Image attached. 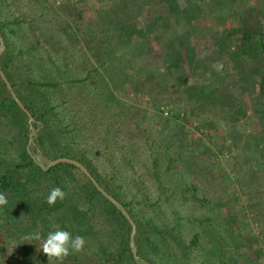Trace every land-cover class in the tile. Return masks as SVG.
<instances>
[{
  "label": "rangeland",
  "instance_id": "obj_1",
  "mask_svg": "<svg viewBox=\"0 0 264 264\" xmlns=\"http://www.w3.org/2000/svg\"><path fill=\"white\" fill-rule=\"evenodd\" d=\"M214 2L176 0L180 13L190 10L189 17L183 13L181 21L165 31L156 25L157 36L146 47H135L133 42L131 47L109 48L102 37L109 24L103 23V17L105 9L111 7L110 0H22L18 10L36 18L31 23L34 31L24 27L32 38H39L35 56L49 51L60 71L38 68L27 54L20 58L31 62L27 73H52L60 82L50 93L56 107L54 137L60 144L83 153L88 165L121 200L158 202L160 208L150 214L167 221L177 217L180 224L176 231L180 230L186 239L197 231V223H189L188 217L231 212L233 231L247 234L250 239L240 259L247 257L251 264H264V183L260 191H254V198L247 199L244 194L251 191L244 174L253 173L264 181V75L260 73L264 54L251 59L245 53H235L234 45L229 48L227 42L221 43L227 29L244 27L254 32L262 28L264 0ZM136 3L122 10L128 13L131 7L138 11ZM179 33L184 34L181 44L175 42ZM240 40V33L228 39L231 44ZM17 42L15 35H10V43ZM117 51L120 54L114 56ZM188 57L201 59L196 66L208 72L207 79L194 72ZM219 65L222 70L216 71L214 66ZM75 79L82 80L70 82ZM158 80L166 83L167 91L157 90ZM177 80L187 87L211 85L217 94L225 90L228 101L217 104L214 100H195L180 91ZM114 89L120 90L115 97L119 104L107 102L106 96ZM177 110L180 118L167 121ZM0 144V157L17 160L18 153L7 138ZM236 170L239 173L235 175ZM191 183L199 198H209L208 209L194 204L188 192L186 197L176 190ZM76 202L78 208L86 209L82 202ZM69 213L75 215L73 206ZM101 219L93 232L97 245L106 244L111 231ZM54 225L53 221L52 228ZM216 225L222 232L224 226L220 222ZM3 233L0 228V264H37L22 255L26 250L41 254L42 264H58L48 261L40 248L42 240H26L20 248ZM87 238L85 247L94 249L93 235ZM203 253L195 248L189 261L179 263L215 261ZM72 255L80 264H103L84 251ZM65 260L63 264H73L76 258Z\"/></svg>",
  "mask_w": 264,
  "mask_h": 264
},
{
  "label": "trees",
  "instance_id": "obj_2",
  "mask_svg": "<svg viewBox=\"0 0 264 264\" xmlns=\"http://www.w3.org/2000/svg\"><path fill=\"white\" fill-rule=\"evenodd\" d=\"M214 1V3H222L225 0ZM21 2L22 0H0V34L4 41L0 66L16 95L33 117V121L29 123L28 116L12 98L0 78V143L7 138L8 143L12 144L15 152L18 153L17 160L7 161L0 157V192L4 193L8 199V204L0 207V228L5 231L4 237L12 238L16 246L21 248L26 240H29L26 237L37 232L47 236L56 228L67 230L73 236L80 235L85 239H88L87 235H93V244L96 247L94 249L89 246V248L84 247L83 251L86 255H94L103 264H180V260L189 261L195 248L198 252H204V256L215 258L212 264H251V260L247 257L240 259L241 250L250 239L247 234L233 231L230 221L234 216L233 213L212 212L202 215L201 218L188 217L189 223L192 224L194 221L197 223V231L186 239L180 230L176 231L177 225L180 224L177 217H167L169 219L167 221L165 217L156 219L155 214H150L160 208L156 206L158 202L148 204L143 200L140 202L121 200L88 165L83 153L58 142L52 131L56 107L52 104L50 93L60 85V82L52 73H45L48 74L46 76L27 73L30 71L28 68L31 62L22 60L20 56L29 55L34 65L40 69L44 67L45 71H60L58 68L60 65L50 56L49 51H45L44 56H35V43L39 41V38L37 35H33L32 38V34L24 29L34 31L35 27L31 23L36 18L18 10ZM135 3L138 11H134L131 7L128 13L122 10V8H127L124 6ZM175 3L176 0H110L111 7L105 9V17H103V23H109L104 29L105 36L102 37L105 47L120 48L123 45L129 46L133 42H135V47L148 46L153 37L157 36L155 30L157 27L165 31L171 28L169 26L175 25L174 23L178 24L183 13L189 17L190 10L186 9L185 12L180 13L181 10ZM104 18L108 21H104ZM225 33L226 36L221 43L227 42L229 48L234 45L235 53H245L255 60L264 54V24L262 28L254 32L240 27L227 29ZM233 33H240V42L231 44L228 41ZM10 35H15L18 40L17 44L10 43ZM177 37L179 38H176L175 42L179 41L181 44L184 34L179 33ZM14 49L17 52L14 53ZM119 54L117 51L114 56ZM176 54H179V50H176ZM166 57H162L163 61L167 60ZM170 58H174L173 55ZM188 58L189 65L194 68V72L207 79L208 72L196 66L202 62L201 59L197 57L194 61L195 57ZM14 61L18 66L14 65ZM127 67H129V62H127ZM157 73H159L158 70ZM166 73L170 75L169 71ZM260 73L264 75V65ZM213 75L217 80L215 71ZM81 80L75 79L70 82ZM157 82L158 91H167L166 83L160 80ZM177 84L181 92L195 97V100L202 99L204 102L214 100L217 104L228 101L224 98L225 90L217 94L211 85H207V89L205 85L200 84L187 87L178 80ZM117 93H120L119 89L110 91L106 96L107 102L114 100L119 104V99L115 98ZM170 115V118H166L167 121L176 120L180 118V111H173ZM257 145L259 146V142ZM59 157H68L81 162L103 189L117 200V203H112L104 197L76 166L69 163L47 166L49 161ZM238 173L237 170L234 171L235 175ZM179 176L180 179L183 178L182 173ZM244 176L251 189L244 194H247L245 195L247 199H252L255 197L254 191H260L264 181L253 173L244 174ZM53 187H60L66 193V198L63 201L57 200L55 205L49 206L46 198ZM195 188V184L191 183L186 188L176 190H180L179 193L186 197L188 192L194 204H203L208 209L209 198H199ZM72 196L74 197L73 203ZM75 201L82 202L86 209L78 208ZM71 206L74 209V216L69 213ZM121 208L128 212L135 223V232L132 237L136 257L130 246L131 224ZM100 219L109 224L111 231L106 244L97 245V236L95 237L93 232L95 224ZM53 221L56 226L52 228ZM218 222L224 226L222 232L216 225ZM169 225L174 226L169 227ZM36 253L26 250L22 255L26 257V260L33 259L37 264H42L39 258L41 254ZM75 258L76 261L73 264H80L77 257L73 255H69L65 261L69 259L68 262H72L71 259ZM13 260L12 258L11 262ZM199 264H203L202 260Z\"/></svg>",
  "mask_w": 264,
  "mask_h": 264
},
{
  "label": "clouds",
  "instance_id": "obj_3",
  "mask_svg": "<svg viewBox=\"0 0 264 264\" xmlns=\"http://www.w3.org/2000/svg\"><path fill=\"white\" fill-rule=\"evenodd\" d=\"M216 71L222 70V65L214 66ZM66 198V193L60 187H53L47 198L49 206L55 205L57 200L63 201ZM8 204L6 195L0 192V207ZM26 239L41 241L40 248L47 256L48 261H56L58 264H63V261L72 254L83 251L87 241L80 235L73 236L71 232L63 229L56 228L50 231L46 238L41 237L40 233L26 237Z\"/></svg>",
  "mask_w": 264,
  "mask_h": 264
},
{
  "label": "water",
  "instance_id": "obj_4",
  "mask_svg": "<svg viewBox=\"0 0 264 264\" xmlns=\"http://www.w3.org/2000/svg\"><path fill=\"white\" fill-rule=\"evenodd\" d=\"M4 48V41L3 38L0 34V54L2 52ZM0 78L2 79V81L4 82V84L6 85L7 90L9 91L10 95L12 96V98L15 100V102L19 105V107L26 113V115L28 116V121L29 123H31L33 121V117L31 115V113L25 108V106L23 105V103L20 101V99L18 98V96L16 95L15 91L13 90L11 83L8 81L7 77L5 76L4 72L2 71L1 67H0ZM30 138H31V134H30ZM58 163H69L72 164L74 166H76L77 168H79L87 177L88 179L93 183V185L95 186V188L104 196L106 197L108 200H110L112 203H117V200L112 197L107 191H105L103 189V187L97 182V180L93 177V175L89 172V170L78 160L76 159H72V158H68V157H59L56 158L54 160H51L48 162L47 166H53L56 165ZM122 212L124 213V215L127 217V219L129 220L130 224H131V237H130V246L132 249V253L133 255L136 257V249L134 246V242H133V234L135 232V223L133 222L132 218L130 217V215L128 214V212L124 209L121 208Z\"/></svg>",
  "mask_w": 264,
  "mask_h": 264
}]
</instances>
